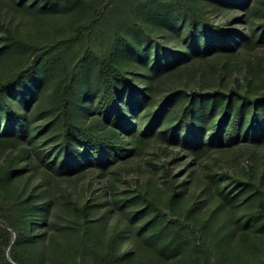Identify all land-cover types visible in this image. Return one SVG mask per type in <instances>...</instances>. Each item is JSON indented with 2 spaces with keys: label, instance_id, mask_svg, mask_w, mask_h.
I'll return each mask as SVG.
<instances>
[{
  "label": "trees",
  "instance_id": "obj_1",
  "mask_svg": "<svg viewBox=\"0 0 264 264\" xmlns=\"http://www.w3.org/2000/svg\"><path fill=\"white\" fill-rule=\"evenodd\" d=\"M9 6L76 17L48 45L2 28L0 52L27 58L0 75V264H257L240 250L249 229L264 231V164L231 173L208 160L264 142V91L249 88L246 58L264 46V0ZM206 68L217 78L205 82ZM233 69L247 88L238 76L224 88ZM187 74L202 82L174 81ZM152 146L163 189L121 190Z\"/></svg>",
  "mask_w": 264,
  "mask_h": 264
},
{
  "label": "rangeland",
  "instance_id": "obj_2",
  "mask_svg": "<svg viewBox=\"0 0 264 264\" xmlns=\"http://www.w3.org/2000/svg\"><path fill=\"white\" fill-rule=\"evenodd\" d=\"M9 1L0 0V37L3 33V25L9 23L19 25L21 32L36 44H53L70 35L73 20L76 17L74 13H69V11L63 8L56 11L54 14H43L41 18L37 19L36 16L38 17V15L35 9L32 10L33 14L25 13L26 11L21 9L14 11L9 6ZM79 46H81V44H78V47ZM1 49L2 47L0 45V51ZM247 55L248 57L246 56V58L251 63L247 75L250 80L249 88H251L254 94L260 93L259 91H264V46ZM26 58V53L18 50L0 52V75L5 77L11 74L17 68L25 64ZM132 60L133 65H137L141 69L139 62L135 61L136 58L133 57ZM213 62L214 61H212L211 64H213ZM135 75H137V72ZM245 75V69H233L228 75L229 82L224 85V88H229L230 83H233V78L236 76L241 78L242 88H247V83L243 80ZM53 76L52 78L48 77V79H46L43 85V95L41 99L43 97L44 99L48 98L53 82L59 77L58 73ZM216 78V72L211 73L208 68H206L205 82ZM174 81H179L183 84L188 83L189 85L202 82L199 74L194 78L187 74L181 80ZM239 143L238 146H224L223 149L214 151L208 162L219 172L229 171L231 173H238L244 168L247 169L250 165L254 166L257 171L260 170L264 164V142H255V144H252L248 141H240ZM165 159L166 158H164L162 154L159 156L157 155L156 149H154L153 146L150 147L146 155L140 161L132 163L126 168V174L122 173V178L119 183L120 189L134 190L137 189L139 185L151 191L162 190L164 186L159 179L162 176V163ZM82 183L84 182H80L77 187L80 188ZM71 188H73V185H71ZM248 232L250 235L245 239L240 252H242L246 260H251L252 263L264 264V231L259 232L251 228ZM232 252L236 253L238 250L233 248ZM170 263L171 262L168 264ZM186 263L176 261L173 264Z\"/></svg>",
  "mask_w": 264,
  "mask_h": 264
}]
</instances>
